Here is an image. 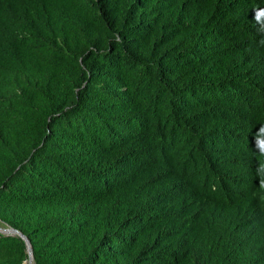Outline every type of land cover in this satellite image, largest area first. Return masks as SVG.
Returning <instances> with one entry per match:
<instances>
[{
  "label": "trees",
  "instance_id": "16d2710c",
  "mask_svg": "<svg viewBox=\"0 0 264 264\" xmlns=\"http://www.w3.org/2000/svg\"><path fill=\"white\" fill-rule=\"evenodd\" d=\"M262 26L264 0H0V224L34 264H264Z\"/></svg>",
  "mask_w": 264,
  "mask_h": 264
},
{
  "label": "water",
  "instance_id": "95a60500",
  "mask_svg": "<svg viewBox=\"0 0 264 264\" xmlns=\"http://www.w3.org/2000/svg\"><path fill=\"white\" fill-rule=\"evenodd\" d=\"M0 233L5 234V235H19L25 241L26 246H27V250L29 253L28 264H34L33 245L31 243V240L29 239V237L25 233H23L21 230L15 228V227H12L8 224H6V225L0 224Z\"/></svg>",
  "mask_w": 264,
  "mask_h": 264
},
{
  "label": "clouds",
  "instance_id": "9594fccd",
  "mask_svg": "<svg viewBox=\"0 0 264 264\" xmlns=\"http://www.w3.org/2000/svg\"><path fill=\"white\" fill-rule=\"evenodd\" d=\"M262 27H264V26H262ZM260 44H261L262 46H264V40H261V41H260Z\"/></svg>",
  "mask_w": 264,
  "mask_h": 264
}]
</instances>
